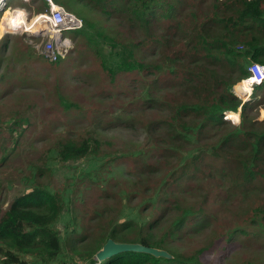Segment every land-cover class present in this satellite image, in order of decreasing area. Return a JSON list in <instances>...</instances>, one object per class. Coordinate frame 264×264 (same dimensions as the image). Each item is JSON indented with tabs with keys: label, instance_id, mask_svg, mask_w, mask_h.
<instances>
[{
	"label": "trees",
	"instance_id": "trees-1",
	"mask_svg": "<svg viewBox=\"0 0 264 264\" xmlns=\"http://www.w3.org/2000/svg\"><path fill=\"white\" fill-rule=\"evenodd\" d=\"M263 1L53 0L82 20V27L70 36L71 43L83 36L85 40L79 48L91 51L99 62L100 74H87L90 77L88 85L98 89L93 93L97 105L94 110L100 107L99 103L113 100L118 101L114 109H123L116 118H108V122L96 120L94 129L84 135L75 132L54 141L50 137L36 141L43 143L40 159L35 156L18 173L26 172L22 179L27 188L8 202L0 195V264H55L60 256L72 255H75L72 260L82 261L80 264H201L199 253L177 255L163 238L170 230L169 238L175 236L176 229L184 221L206 206L210 194L204 193L194 205L181 198L186 189H181L179 196L175 193L179 189L168 190L181 171L185 174L186 164H195L200 151L194 144L204 135L205 129L216 131L226 124L223 121L225 111H233L227 113V118L237 121L235 110L240 102L232 86L249 76L247 68L250 64L264 65ZM37 2L40 3L34 6L37 12L45 10L43 0L28 3ZM13 4L12 0H7L5 5ZM92 16L97 19L92 20ZM161 28L163 33L159 36L158 29ZM152 46L164 51L163 58L176 60L162 62L166 70L173 72L175 69L173 76L178 80H164L163 83L168 93L173 89L174 94L164 96L159 102L155 93L150 94L148 90L138 95L123 90L113 92L116 81L119 83L129 73L140 74L147 82L156 79L160 67L156 66L157 50L149 51ZM239 46L242 48L238 49ZM64 58L45 62L55 64ZM252 89L263 91L264 80ZM59 98L64 104L68 103L65 104L68 109H83L81 104L67 102L69 100L62 96ZM139 100L142 107L145 104L144 121H137L133 114ZM158 108L173 112L170 119L175 123L171 122V131L166 134H163L164 129L170 119H166L167 115L155 119L153 115ZM243 112L242 109L241 116ZM113 119L114 123H110ZM256 124V121L251 122V126ZM26 125L29 121L25 117L15 123L16 138L25 137L19 128ZM114 129L130 130L124 133H130L133 145L125 151L113 148L107 141L106 132ZM260 130L258 134H251L241 127L235 128L230 134L217 138L212 148V151L223 148L245 155L240 160L229 159L228 169L222 172L234 192L241 190L248 195L264 187V128L260 126ZM137 131L140 133H135ZM185 144L191 145L190 150L180 156L179 147ZM12 145L13 142L10 147ZM1 149L11 153L7 146ZM147 150H150L148 156ZM145 158L146 163L143 162ZM1 159L6 157L1 156ZM129 163L132 168L126 169ZM54 164H59L62 173H68L62 179L66 189L58 193L53 191L55 181L50 178L60 173L49 175V168ZM4 185L0 180V187ZM121 188L126 190L124 200L118 210L112 208L115 216L106 218L107 206ZM83 189L101 190L99 196L106 200L104 206L93 210L87 220L65 211L71 194ZM111 189H114L115 197ZM160 201L169 203L175 212L168 231L164 230L162 222H152L151 217L144 216ZM253 210L261 215L255 219L264 222V203ZM60 221L66 232L64 237L56 227ZM257 221L252 223L258 228ZM108 239L165 250L170 257L124 252L99 262L95 253Z\"/></svg>",
	"mask_w": 264,
	"mask_h": 264
},
{
	"label": "rangeland",
	"instance_id": "rangeland-1",
	"mask_svg": "<svg viewBox=\"0 0 264 264\" xmlns=\"http://www.w3.org/2000/svg\"><path fill=\"white\" fill-rule=\"evenodd\" d=\"M12 1L14 6H10L11 8H20L26 11L27 23L20 26L22 30L16 29L10 33H4L2 25H0V40H4L0 42V157H6V159H1L2 161L0 160V180L5 184L0 187V195L4 202L10 201L16 193L27 188L22 179L26 172L18 173L25 167V163L33 160L35 156L40 159V148L43 143H37V140L50 137L51 141H54L75 132H78V135H84V132L94 129L96 120L108 122V118L110 120L116 118L123 109H118V107L114 109V106H118V101L113 100L99 103L100 107L94 110L97 105L94 102L93 93L98 89L88 85L87 80H90V77H87V74H100L101 69L98 60L91 51L79 48L81 42L85 40L83 36L80 35L77 39H73L67 58L58 63L49 64L38 53L41 37L31 35L29 30L33 25L31 18L38 13L34 6L40 3L31 5L28 3L30 0ZM261 7L264 8V1ZM16 14L18 17H22L21 10L16 11ZM0 16H2L0 23L4 22L2 11H0ZM91 19H97V16H92ZM162 28L158 29L159 36L163 33ZM64 34L70 37L72 32L66 31ZM5 42V46H2ZM241 48V46L238 47V49ZM150 50L158 52V54L156 53V66L160 69H157L156 79L147 82V79H143L140 74L129 73L123 80H119V83L118 80L116 81L113 92L123 90L128 94L132 92L138 95L141 91L148 90L150 94L155 93V98H158L159 102L164 96L174 94L173 89H170L171 93H168L169 91L163 83L166 80L172 82L178 80L173 76L175 69L173 72L170 71L171 69L166 70L162 62H176V60L163 58L164 51H161L159 47L152 46ZM248 64L247 62L245 67ZM245 79L239 80L232 86V91L240 102L239 108L235 110L238 115L237 121L227 119V114L224 116L226 119L223 120L226 124L218 127L216 131L213 128L205 129L204 135L194 144L195 149L200 151L195 164H186L183 168L185 174L181 171L177 181L173 182L172 187L168 190V192H172L173 189H179L175 192L179 196L182 194L181 189H186L185 196L181 198L194 205L199 202L200 196L209 192L210 199L206 206L201 211L193 213L188 218L189 220L184 221L182 226L176 229L175 236L171 239L168 235L172 232L170 230L171 220L174 218L175 212L169 203L160 201L148 215H144L146 218L151 217L150 221L152 222H162L165 231L170 230L163 240L166 239L169 242V247L174 253L181 256H195L199 253L201 264H264V222L255 219L261 215L253 210L256 205L264 203V187L260 188V191L248 195L241 190L232 191L231 184L224 177L225 173L222 172H226L228 169L229 159L240 160L245 155L223 148L212 151L217 138L230 134L235 128L241 127L251 134L260 133V126L264 128V89L261 92H256L254 89L249 91L245 85L235 92L236 86ZM59 96L69 100L67 102L81 104L83 109L66 108L65 104L68 103L64 104ZM158 104L160 106V103ZM143 107L139 100L136 110H133L137 121L145 119ZM242 109L244 110L243 116H241ZM229 112L233 111H225L223 114ZM172 113V111L168 113L165 109L158 108L153 117L160 120L167 115L166 119L169 120ZM24 117L29 121V125L19 128L22 134H25L24 138L19 139L16 138L15 123ZM114 121L115 119L110 123H114ZM253 121H256L257 124L251 126ZM171 122L175 123L172 119L166 122L169 127L164 129L163 134L171 131ZM49 123L53 125L48 126ZM119 130L123 133H120ZM119 130L114 129L106 132L107 141L112 143L113 147L125 151L133 145L134 141L132 140L134 139L130 133H124L131 132L130 130ZM12 137L16 140H12ZM12 142L11 148L10 143ZM2 146L9 147L11 153L2 152ZM190 147L191 145L188 144H185L184 147L180 146L179 155H185V151L190 150ZM149 153L150 150H147V156ZM143 162L146 163L147 158ZM125 168L131 169V163ZM49 169V175L60 173L50 178V181L52 179L55 181L52 187L53 191L57 193L64 191L66 188L62 179L68 173L66 174V171L62 173L59 164H54ZM179 178L181 179L179 180ZM156 181L158 183V180ZM121 190L111 203L108 201L106 218L115 216L114 210H118L121 200H124L126 190L124 188ZM101 192L97 189L73 192L70 204L65 207V211L71 214L74 212L80 219L87 220L92 216L93 210H99L104 206L106 200L99 196ZM111 192L115 197L114 189H111ZM253 221H257L260 227H255ZM56 227L64 237L66 232L63 229V221L57 223ZM65 252L63 250V253ZM74 257L75 255L60 256L55 264L82 263L76 258L72 260Z\"/></svg>",
	"mask_w": 264,
	"mask_h": 264
},
{
	"label": "built area",
	"instance_id": "built-area-1",
	"mask_svg": "<svg viewBox=\"0 0 264 264\" xmlns=\"http://www.w3.org/2000/svg\"><path fill=\"white\" fill-rule=\"evenodd\" d=\"M46 4L43 12H38L31 18V21H35V28L31 35L41 37L40 44L38 46V53L48 62H56L64 58L72 47V43L69 36H66L64 32H73L79 30L82 27V20L75 14L65 10L62 6L54 3L53 0H43ZM3 2L7 0H0V11L3 16L11 21V16L16 11L21 10L24 21L27 23V13L20 8H11L3 5ZM22 19L18 22V25H9L5 22H1L0 25L4 33H10L20 29ZM4 23V24H3ZM10 23V22H9ZM249 76L242 80L240 85L248 87L249 91L252 87L258 85L264 80V65L259 63H252L247 68ZM227 115L224 114L223 117ZM226 119V118H225ZM229 119V118H227ZM231 120V119H230Z\"/></svg>",
	"mask_w": 264,
	"mask_h": 264
},
{
	"label": "water",
	"instance_id": "water-1",
	"mask_svg": "<svg viewBox=\"0 0 264 264\" xmlns=\"http://www.w3.org/2000/svg\"><path fill=\"white\" fill-rule=\"evenodd\" d=\"M146 253L156 257L169 258L170 255L165 251L157 248L143 246L137 243H119L108 239L103 246L95 253V258L101 262L104 259L115 256L119 253Z\"/></svg>",
	"mask_w": 264,
	"mask_h": 264
},
{
	"label": "bare ground",
	"instance_id": "bare-ground-1",
	"mask_svg": "<svg viewBox=\"0 0 264 264\" xmlns=\"http://www.w3.org/2000/svg\"><path fill=\"white\" fill-rule=\"evenodd\" d=\"M5 1V0H4ZM3 5L5 6V2H3ZM22 14H23V12H22ZM22 19V21H21V23H24V24H22V25H25L26 24V22L24 21V18H23V16L22 17H18L17 16V14H16V12H15V14L14 15H12L11 16V21H9L7 18H5V16H4V22L5 23H7V24H9V25H18V22L20 21ZM10 22V23H9ZM31 24H33L30 28H29V30H30V32H32L33 30H34V28H35V21H33L32 20V23ZM240 87H242L241 85H240V83L237 85V87L235 88L236 89V91L235 92H237L239 89H240ZM243 88V87H242ZM111 147V146H110ZM114 148V147H113ZM114 150V149H113ZM116 150V149H115Z\"/></svg>",
	"mask_w": 264,
	"mask_h": 264
},
{
	"label": "clouds",
	"instance_id": "clouds-1",
	"mask_svg": "<svg viewBox=\"0 0 264 264\" xmlns=\"http://www.w3.org/2000/svg\"><path fill=\"white\" fill-rule=\"evenodd\" d=\"M259 84H260V83H259ZM259 84H258V85H259ZM255 86H256V85H255ZM253 87H254V86H253ZM226 114H227V113H226ZM223 115H224V114H223ZM223 118H224V117H223Z\"/></svg>",
	"mask_w": 264,
	"mask_h": 264
}]
</instances>
